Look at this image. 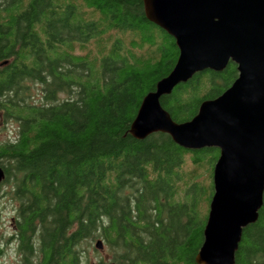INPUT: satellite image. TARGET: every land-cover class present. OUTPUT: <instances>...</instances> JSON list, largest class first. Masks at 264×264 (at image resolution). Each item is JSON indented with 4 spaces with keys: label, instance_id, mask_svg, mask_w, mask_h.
<instances>
[{
    "label": "trees",
    "instance_id": "16d2710c",
    "mask_svg": "<svg viewBox=\"0 0 264 264\" xmlns=\"http://www.w3.org/2000/svg\"><path fill=\"white\" fill-rule=\"evenodd\" d=\"M178 56L143 0H0V121L16 126L0 143V198L43 264H85L83 244L98 238L116 264H197L220 150L130 134ZM237 77L233 62L197 73L161 104L188 121ZM235 264H264V198Z\"/></svg>",
    "mask_w": 264,
    "mask_h": 264
},
{
    "label": "water",
    "instance_id": "95a60500",
    "mask_svg": "<svg viewBox=\"0 0 264 264\" xmlns=\"http://www.w3.org/2000/svg\"><path fill=\"white\" fill-rule=\"evenodd\" d=\"M147 19L175 41L173 70L146 94L130 134L157 132L179 146L220 150L214 193L197 264H235L244 229L257 221L264 198V0H143ZM230 62L238 77L222 94L204 100L197 114L175 121L161 97L204 71L222 72ZM5 172L0 165V183ZM97 249L104 248L102 239ZM107 264H116L110 261Z\"/></svg>",
    "mask_w": 264,
    "mask_h": 264
},
{
    "label": "flooded vegetation",
    "instance_id": "af4514ba",
    "mask_svg": "<svg viewBox=\"0 0 264 264\" xmlns=\"http://www.w3.org/2000/svg\"><path fill=\"white\" fill-rule=\"evenodd\" d=\"M5 179L6 173L0 185L4 183ZM4 197L5 196H1L0 198V264H43L45 259L43 256V249L38 247H21L19 229L22 227V224L18 221L16 203L7 199V197L5 198L8 201H5ZM10 201L13 203L11 205L9 220L7 221L10 224V232L6 234V231L3 229L5 226L4 214L5 209H8L7 203Z\"/></svg>",
    "mask_w": 264,
    "mask_h": 264
},
{
    "label": "rangeland",
    "instance_id": "374dc122",
    "mask_svg": "<svg viewBox=\"0 0 264 264\" xmlns=\"http://www.w3.org/2000/svg\"><path fill=\"white\" fill-rule=\"evenodd\" d=\"M15 124L13 123H2L0 121V143L7 141L9 138L13 137L15 133ZM5 201H8L5 198ZM10 200V199H9ZM12 201V200H11ZM8 202L7 206L8 209H5V226L3 227L5 233L8 234L10 232V224L7 222L9 220V215L11 211V205L12 202ZM1 239V238H0ZM101 239V238H98ZM98 239H94L91 241H85L83 244V252H84V261L85 264H100L101 261H104V264H107L110 261H113V257L116 254L115 250H110L109 247L106 246V243L104 242V248L103 249H97L95 247L96 241ZM103 240V239H102Z\"/></svg>",
    "mask_w": 264,
    "mask_h": 264
}]
</instances>
